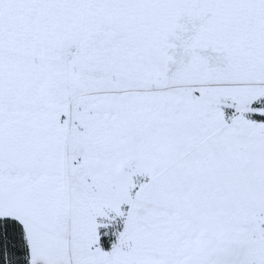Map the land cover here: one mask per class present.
Segmentation results:
<instances>
[{
  "label": "snow or ice",
  "instance_id": "obj_1",
  "mask_svg": "<svg viewBox=\"0 0 264 264\" xmlns=\"http://www.w3.org/2000/svg\"><path fill=\"white\" fill-rule=\"evenodd\" d=\"M0 264H264V0H0Z\"/></svg>",
  "mask_w": 264,
  "mask_h": 264
}]
</instances>
